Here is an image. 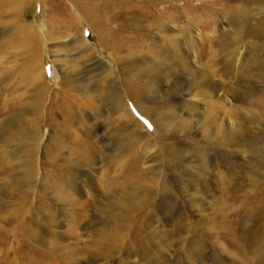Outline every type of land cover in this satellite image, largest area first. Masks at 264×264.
I'll return each instance as SVG.
<instances>
[{
    "label": "rangeland",
    "instance_id": "374dc122",
    "mask_svg": "<svg viewBox=\"0 0 264 264\" xmlns=\"http://www.w3.org/2000/svg\"><path fill=\"white\" fill-rule=\"evenodd\" d=\"M0 264H264V1L0 0Z\"/></svg>",
    "mask_w": 264,
    "mask_h": 264
},
{
    "label": "bare ground",
    "instance_id": "6f19581e",
    "mask_svg": "<svg viewBox=\"0 0 264 264\" xmlns=\"http://www.w3.org/2000/svg\"><path fill=\"white\" fill-rule=\"evenodd\" d=\"M260 1H264V0H260ZM257 2V1H256ZM260 3H262V2H260ZM241 4V3H240ZM244 7V6H243ZM242 7V8H243ZM241 8V9H242ZM120 14L118 13V16H119ZM89 18V17H88ZM114 20V19H113ZM115 21V20H114ZM242 21V20H241ZM244 22V21H243ZM241 25H242V23L240 22V24H239V27H238V29L241 27ZM127 32H129V31H127ZM131 33H132V31H131ZM114 35V34H113ZM131 34H129L128 36H126V38L125 39H123L122 40V43L124 44V42H128V41H130L131 39H133L132 40V42L131 43H135L136 41H138V38L137 39H134L135 37H133V36H130ZM136 35H138V37L141 35V34H136ZM143 36L145 37V34H143ZM147 37V36H146ZM113 39V38H112ZM145 40H147L148 39V37H147V39L146 38H144ZM100 40H102L103 42H104V45H103V47H106L107 49H109L110 51H113V52H116V46L117 45H121L120 44V41H118V40H114L112 43H111V45H109L108 46V44L105 42V40L103 39V38H100ZM143 40V39H142ZM28 42H29V40H28ZM119 42V43H118ZM110 43V42H109ZM30 45V44H29ZM138 45V44H137ZM147 45V44H146ZM135 46V45H134ZM193 47V46H192ZM127 49H129V48H127ZM130 50H131V48H130ZM133 50V49H132ZM131 50V52L133 53V51ZM138 53V52H137ZM111 57V56H110ZM127 58V57H126ZM37 59V58H36ZM253 61V60H252ZM129 62L131 63H133V62H135V61H133L132 59H130L129 60ZM129 62H127L128 64H129ZM101 64V63H100ZM125 64V63H124ZM181 66H183V65H181ZM132 67H133V64H132ZM157 70V78L158 77H160V75L162 74V76H166V75H168V71L166 72V71H161L160 69H156ZM43 73V72H42ZM112 73V72H111ZM144 74H146L145 76L147 77V79H149L150 80V83L149 84H151L152 82H153V78H152V72H151V70H147L146 69V73H144ZM43 77H44V75H43ZM169 77V75L168 76H166L165 78L167 79ZM146 79V78H145ZM175 79H177V78H175ZM128 83V82H127ZM46 84V83H45ZM103 86H105L104 85V83H103ZM143 86V85H142ZM144 87V86H143ZM39 89V88H38ZM147 89V87H144V88H141L140 86H133V85H131L130 86V84L128 83L127 84V88H126V92H127V94H128V96L135 102V104H137V103H140L139 102V100H140V95L145 91ZM170 89V88H169ZM45 90V89H44ZM47 90V89H46ZM178 90V89H177ZM39 91H41L40 89H39ZM43 91V90H42ZM147 92V91H146ZM177 92V91H176ZM41 93V92H40ZM43 93H45V91L43 92ZM144 94V93H143ZM147 96V95H146ZM145 96V97H146ZM39 102V101H38ZM40 103H42V102H40ZM122 105V104H121ZM125 106V105H124ZM123 109H124V107H122ZM121 114V113H120ZM130 120L132 121V122H134L135 120L133 119V118H131L130 117ZM152 123H153V125H154V130L155 129H157V128H155V122H153L152 121ZM146 192V191H145ZM146 195V194H145ZM148 195V194H147ZM116 199V198H115ZM122 200H123V198H122ZM121 201V200H120ZM125 201V200H124ZM123 201V202H124ZM148 201V200H147ZM124 204L127 206V210H126V208L124 207V206H121V209H123V210H126V211H129V210H133V208H135V207H133V208H131L127 203H126V201L124 202ZM123 204V205H124ZM141 204H142V206H143V204H145V198L143 199V201L141 202ZM140 205V204H139ZM146 205V204H145ZM141 206V205H140ZM137 207V206H136ZM261 214V213H260ZM262 216H261V219L260 220H262ZM254 232H253V230L251 229V228H248L247 230H245L243 233H242V236H243V242L245 243V244H247V245H252V240H253V237H254Z\"/></svg>",
    "mask_w": 264,
    "mask_h": 264
}]
</instances>
